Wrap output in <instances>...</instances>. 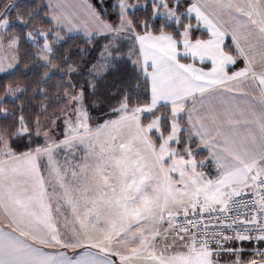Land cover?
<instances>
[{
    "label": "snow or ice",
    "instance_id": "6c2138e0",
    "mask_svg": "<svg viewBox=\"0 0 264 264\" xmlns=\"http://www.w3.org/2000/svg\"><path fill=\"white\" fill-rule=\"evenodd\" d=\"M189 2L0 11V264H264V156L242 190L219 181L209 146L193 149L181 123L213 105L212 90L175 88L153 55L160 9ZM251 23L256 35L220 41L229 91L264 92V19ZM137 121L150 149L125 148Z\"/></svg>",
    "mask_w": 264,
    "mask_h": 264
},
{
    "label": "crops",
    "instance_id": "0c3cea01",
    "mask_svg": "<svg viewBox=\"0 0 264 264\" xmlns=\"http://www.w3.org/2000/svg\"><path fill=\"white\" fill-rule=\"evenodd\" d=\"M186 12L208 37L190 40L187 35L190 27L183 30L179 41L167 33L153 34L150 41L155 49L153 55L162 62L165 79L175 88L191 90L207 85L212 90L209 93L214 98L211 107L201 110L198 118L187 123L181 120L185 124L184 135L196 137L195 147L201 143L209 146L208 155H212L215 165L221 168L219 181L235 180L236 187L242 190L248 168L255 158L264 156V92L254 87L245 92L228 90L237 85L224 72L223 62L229 53L220 48V41L225 33L241 40L248 32L256 35L251 19H264V0H190ZM178 52L180 59L176 58ZM209 59L211 65L201 64L202 60ZM142 136L150 149L154 138L148 140L145 134ZM172 163L182 164L183 161L174 159ZM189 163L191 167V157ZM202 171L191 167L196 176Z\"/></svg>",
    "mask_w": 264,
    "mask_h": 264
},
{
    "label": "trees",
    "instance_id": "16d2710c",
    "mask_svg": "<svg viewBox=\"0 0 264 264\" xmlns=\"http://www.w3.org/2000/svg\"><path fill=\"white\" fill-rule=\"evenodd\" d=\"M18 0H0V11H4V9L10 7L11 5L17 3ZM138 2H142V0H138ZM190 4V2H189ZM183 5L181 4V6L179 8L176 7V5L173 3L172 7L176 12V14H178V16H180L181 21L179 22L178 26L177 23H173V22H168L163 18H158V23L156 25H154L155 27V33L154 34H159V33H167L169 35H171L175 40H180L182 38L181 32L184 30L185 24L186 22L188 23L189 26H191L190 30H189V39L190 40H195V39H206L208 37L207 32H205L204 30H202L200 27H198L196 25V22L193 18H186L185 17V11L187 6L189 5ZM138 16L140 15L139 13L137 14ZM13 17L15 18V11H13ZM163 25V26H161ZM227 53L228 50L224 49ZM147 123H145L144 125H146ZM169 133H166L164 135L167 136ZM154 138V137H152Z\"/></svg>",
    "mask_w": 264,
    "mask_h": 264
},
{
    "label": "rangeland",
    "instance_id": "374dc122",
    "mask_svg": "<svg viewBox=\"0 0 264 264\" xmlns=\"http://www.w3.org/2000/svg\"><path fill=\"white\" fill-rule=\"evenodd\" d=\"M197 1H202V0H197ZM160 11L163 15H162V17H158V18H163V19L165 18L166 21L173 22V23H176L174 21H177V19L179 20V22L181 21L180 16H178V14H176V12L173 8L168 7L167 4H165V6L160 9ZM169 17H171V19H169ZM185 17L188 19L193 18L186 11H185ZM196 25L198 26L197 22H196ZM188 27H189V25L186 22L184 29L186 30V28H188ZM182 32H181V35L183 34ZM187 35L189 37V31H188ZM146 125L147 126L144 128L145 125L141 126L139 124V122L137 121V123H134L130 126L128 140L125 143L126 149L132 148L133 150H136L135 146H133L131 144V139H136L138 141V146H140V147H143L145 145L147 146V141H146V139H144V136H142L143 134H145V136L148 138V140L151 139L150 136L147 135V128L149 127V125L148 124H146ZM169 135L175 136L176 135V128H173V130L167 136H165V137L163 136L161 138L165 144L167 143V139H168ZM151 142H153V141L151 140ZM172 147L174 148L175 145H173ZM185 147H186V145H185ZM193 148H195L194 143H193ZM118 160H119V162H121L119 157L114 158L113 162L118 161Z\"/></svg>",
    "mask_w": 264,
    "mask_h": 264
}]
</instances>
